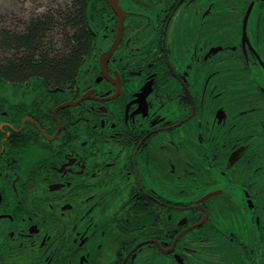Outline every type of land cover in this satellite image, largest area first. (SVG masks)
<instances>
[{
    "label": "flooded vegetation",
    "instance_id": "1",
    "mask_svg": "<svg viewBox=\"0 0 264 264\" xmlns=\"http://www.w3.org/2000/svg\"><path fill=\"white\" fill-rule=\"evenodd\" d=\"M85 18L72 81L0 93V264H264V0Z\"/></svg>",
    "mask_w": 264,
    "mask_h": 264
},
{
    "label": "trees",
    "instance_id": "2",
    "mask_svg": "<svg viewBox=\"0 0 264 264\" xmlns=\"http://www.w3.org/2000/svg\"><path fill=\"white\" fill-rule=\"evenodd\" d=\"M86 3L74 0L62 11L32 17L20 29L0 27V89L36 75L72 81L91 44Z\"/></svg>",
    "mask_w": 264,
    "mask_h": 264
},
{
    "label": "rangeland",
    "instance_id": "3",
    "mask_svg": "<svg viewBox=\"0 0 264 264\" xmlns=\"http://www.w3.org/2000/svg\"><path fill=\"white\" fill-rule=\"evenodd\" d=\"M67 1L69 0H0V27L20 29L32 17L43 16L48 11L60 8ZM22 85L8 84L0 89V93L23 96L25 84Z\"/></svg>",
    "mask_w": 264,
    "mask_h": 264
},
{
    "label": "water",
    "instance_id": "4",
    "mask_svg": "<svg viewBox=\"0 0 264 264\" xmlns=\"http://www.w3.org/2000/svg\"><path fill=\"white\" fill-rule=\"evenodd\" d=\"M112 2V1H111Z\"/></svg>",
    "mask_w": 264,
    "mask_h": 264
}]
</instances>
